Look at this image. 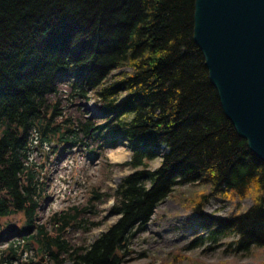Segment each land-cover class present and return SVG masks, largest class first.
<instances>
[{
	"label": "trees",
	"instance_id": "trees-1",
	"mask_svg": "<svg viewBox=\"0 0 264 264\" xmlns=\"http://www.w3.org/2000/svg\"><path fill=\"white\" fill-rule=\"evenodd\" d=\"M194 2L0 0V264H125L155 209L183 185L197 191L176 199L196 211V232L211 250H264V164L209 82L193 42ZM90 99L99 116L85 117ZM34 141L80 148L103 173L131 174L111 194L91 187L83 205L40 223L46 186L31 162ZM118 142L130 158L113 165L106 151ZM214 196L251 205L227 217L203 214ZM109 200L116 222L91 243H74L76 222L83 233L99 227L88 215Z\"/></svg>",
	"mask_w": 264,
	"mask_h": 264
},
{
	"label": "rangeland",
	"instance_id": "rangeland-1",
	"mask_svg": "<svg viewBox=\"0 0 264 264\" xmlns=\"http://www.w3.org/2000/svg\"><path fill=\"white\" fill-rule=\"evenodd\" d=\"M93 100V99H92ZM86 108L93 114L95 104L91 101ZM37 146L34 141L33 158L31 162L40 174L44 175L46 186L38 213L40 223L47 221L50 216L72 206L83 205L88 199L91 187L101 186L99 194L112 193L120 180L131 174L128 168L108 169L103 173L101 160L92 153L77 148L65 150L62 146L52 144L48 147ZM165 150L159 151V157L152 163V168H157ZM48 155V160L45 157ZM110 164H125L129 161L130 150L124 142H118L113 148L106 151ZM100 160V161H99ZM203 190V188H200ZM178 191H185L189 196L197 189L183 185L175 189L174 194L165 199L156 209L143 232L138 234L130 247L132 258L125 264H170L169 254H177L175 264H263L264 250L255 251L248 255H235L226 251V246L211 250L213 244L206 241L205 236L196 232L194 225L197 213L187 204L182 205L176 199ZM175 196V197H174ZM190 205V203H188ZM251 205V200L236 202L224 197L214 196L208 199L203 207V214L215 217H227L244 212ZM112 201L97 206L91 211L89 219L100 222L101 225L90 232L78 231L81 223L76 222L70 232H74L73 242L91 243L97 236L112 226L117 218L109 214ZM69 232V233H70ZM82 232V233H81ZM77 238V239H76ZM201 238L195 244L193 241ZM76 239V240H75ZM183 257V258H182ZM186 257V258H185ZM40 264H45V259L39 257ZM36 261V260H35ZM26 258L20 264H28Z\"/></svg>",
	"mask_w": 264,
	"mask_h": 264
},
{
	"label": "water",
	"instance_id": "water-1",
	"mask_svg": "<svg viewBox=\"0 0 264 264\" xmlns=\"http://www.w3.org/2000/svg\"><path fill=\"white\" fill-rule=\"evenodd\" d=\"M193 42L226 119L264 164V0H195Z\"/></svg>",
	"mask_w": 264,
	"mask_h": 264
}]
</instances>
